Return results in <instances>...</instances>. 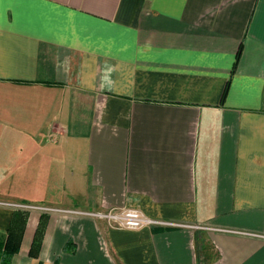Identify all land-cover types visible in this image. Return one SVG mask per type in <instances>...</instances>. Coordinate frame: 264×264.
<instances>
[{"label":"crops","instance_id":"1","mask_svg":"<svg viewBox=\"0 0 264 264\" xmlns=\"http://www.w3.org/2000/svg\"><path fill=\"white\" fill-rule=\"evenodd\" d=\"M18 203L9 264H264V0H0V235Z\"/></svg>","mask_w":264,"mask_h":264},{"label":"built area","instance_id":"2","mask_svg":"<svg viewBox=\"0 0 264 264\" xmlns=\"http://www.w3.org/2000/svg\"><path fill=\"white\" fill-rule=\"evenodd\" d=\"M16 208L31 209L32 206L18 203ZM88 214L104 219L109 226L115 228L137 229L145 226H171L173 223L146 216L136 208L109 209L103 212H87Z\"/></svg>","mask_w":264,"mask_h":264},{"label":"trees","instance_id":"3","mask_svg":"<svg viewBox=\"0 0 264 264\" xmlns=\"http://www.w3.org/2000/svg\"><path fill=\"white\" fill-rule=\"evenodd\" d=\"M27 212L28 211L26 209L15 208L6 234L0 235V264H9L13 254L17 252L19 240L26 221ZM44 218L45 216L42 214L35 232L33 244L31 246L30 252H32V254L35 253L34 250L37 246V242L42 236L44 229Z\"/></svg>","mask_w":264,"mask_h":264}]
</instances>
